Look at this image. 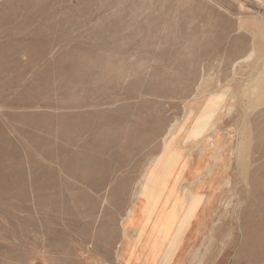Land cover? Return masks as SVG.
<instances>
[{"label":"rangeland","instance_id":"374dc122","mask_svg":"<svg viewBox=\"0 0 264 264\" xmlns=\"http://www.w3.org/2000/svg\"><path fill=\"white\" fill-rule=\"evenodd\" d=\"M0 264H264V0H0Z\"/></svg>","mask_w":264,"mask_h":264},{"label":"bare ground","instance_id":"6f19581e","mask_svg":"<svg viewBox=\"0 0 264 264\" xmlns=\"http://www.w3.org/2000/svg\"><path fill=\"white\" fill-rule=\"evenodd\" d=\"M248 26V25H247ZM249 27V26H248ZM250 28V27H249ZM163 169V168H162ZM169 194L168 195H170V193L171 192H168ZM173 196H175L174 194H172ZM172 197V196H171ZM173 199L172 200H169V201H167V203H166V206H168V210L165 212V214H164V216L165 217H168V218H170L171 219V216H170V214H171V209H170V207H171V205L174 203V201H175V199L177 198L176 196L175 197H172ZM190 199V198H189ZM191 201H192V199H190L189 201H188V203H187V208L189 207L190 208V206H191ZM169 224H171V223H169ZM160 225H162V224H160ZM161 235H163L165 232H166V239H167V237L169 236V226H168V228H166L165 226H164V228L161 230ZM149 242V241H148ZM149 244H151V243H148V244H146V246H147V248H148V245ZM175 244H176V242H175ZM170 250H175V247L174 248H170L168 251H170Z\"/></svg>","mask_w":264,"mask_h":264}]
</instances>
